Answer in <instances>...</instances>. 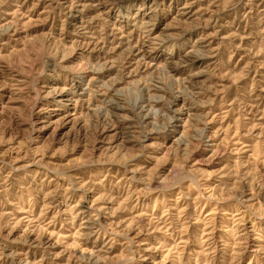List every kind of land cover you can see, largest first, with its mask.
Masks as SVG:
<instances>
[{"label":"rangeland","instance_id":"obj_1","mask_svg":"<svg viewBox=\"0 0 264 264\" xmlns=\"http://www.w3.org/2000/svg\"><path fill=\"white\" fill-rule=\"evenodd\" d=\"M0 264H264V0H0Z\"/></svg>","mask_w":264,"mask_h":264}]
</instances>
